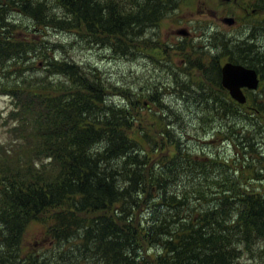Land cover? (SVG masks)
Here are the masks:
<instances>
[{"label":"trees","instance_id":"1","mask_svg":"<svg viewBox=\"0 0 264 264\" xmlns=\"http://www.w3.org/2000/svg\"><path fill=\"white\" fill-rule=\"evenodd\" d=\"M178 2L0 0V96L13 103L0 145V264H243L244 250L264 264L262 106L228 97L229 113L241 110L255 127L233 139L250 175H236L241 161L182 160L171 129L134 113L129 86L64 59V40L48 36L66 32L126 56L142 40L132 25L162 21ZM152 206L173 213L158 218ZM46 215L53 247L24 253L27 227Z\"/></svg>","mask_w":264,"mask_h":264},{"label":"rangeland","instance_id":"2","mask_svg":"<svg viewBox=\"0 0 264 264\" xmlns=\"http://www.w3.org/2000/svg\"><path fill=\"white\" fill-rule=\"evenodd\" d=\"M175 1L179 2L174 12L170 11L162 21H151L149 24L141 20L137 26L132 25L136 34L142 32L139 38L142 40L132 45L130 54L126 56L115 53L107 43L80 44L78 36L66 32L49 31L48 36L55 41L64 40V52L61 53L64 59L96 67L105 80L129 86L125 96L133 101L134 113L144 117L152 114V122L158 128L171 129L180 140L182 160L194 156L196 161L201 160L198 162L206 165L213 158L226 164L241 161L243 165L233 167L236 175L242 172L250 175L251 170L247 169L249 163H244L250 161L246 149L243 144L234 145L233 139L243 132L251 134L255 127L250 118L241 114V110L236 114L229 113L234 112L228 111L230 94L222 93L218 88H223L219 71L227 62L255 66L251 67L258 71L260 89L244 91V94L247 99L255 100L258 109L262 106L258 115L261 118L259 126L264 129V0H230V3L224 0ZM229 18L236 20L234 25L225 22ZM142 27L144 29L141 30ZM184 28L192 35L190 33L191 39L183 43L176 31ZM80 35L86 39L83 33ZM198 36L202 37L196 40ZM216 62H220V69L213 66ZM110 91L111 96L117 95L114 104L124 105L123 101H119L123 95L117 90ZM12 108L11 99L0 96V145L9 139L7 115ZM162 111L163 116L160 115ZM144 124V128L149 130ZM135 127H139L138 122ZM132 135H137V132ZM160 138H164L167 145L166 135L161 134ZM258 145L264 151V143ZM244 166L246 169H243ZM233 170L229 171L231 175ZM209 171H212L210 175L219 173L218 169ZM150 208L158 218L162 214L173 213L164 206ZM48 217L51 215L27 227L22 243L24 253L48 251L53 247V238L48 234L51 220H45ZM145 217L149 219L148 214ZM230 224H233L232 220L227 226ZM244 251L243 264H259L253 251Z\"/></svg>","mask_w":264,"mask_h":264},{"label":"water","instance_id":"3","mask_svg":"<svg viewBox=\"0 0 264 264\" xmlns=\"http://www.w3.org/2000/svg\"><path fill=\"white\" fill-rule=\"evenodd\" d=\"M225 22L233 25L235 21L229 18L225 19ZM222 85L229 91L235 101L244 104L246 103V96L243 89L256 90L259 87V78L257 72L252 69L242 65L228 63L222 67Z\"/></svg>","mask_w":264,"mask_h":264},{"label":"bare ground","instance_id":"4","mask_svg":"<svg viewBox=\"0 0 264 264\" xmlns=\"http://www.w3.org/2000/svg\"><path fill=\"white\" fill-rule=\"evenodd\" d=\"M154 30V29H153ZM156 31V30H155ZM257 42V41H256ZM257 48V47H256ZM260 51V50H259ZM126 52V51H125ZM260 53V52H259ZM262 53V52H261ZM180 91V90H179ZM261 92V91H260Z\"/></svg>","mask_w":264,"mask_h":264},{"label":"flooded vegetation","instance_id":"5","mask_svg":"<svg viewBox=\"0 0 264 264\" xmlns=\"http://www.w3.org/2000/svg\"><path fill=\"white\" fill-rule=\"evenodd\" d=\"M245 91H247V90L245 89Z\"/></svg>","mask_w":264,"mask_h":264}]
</instances>
